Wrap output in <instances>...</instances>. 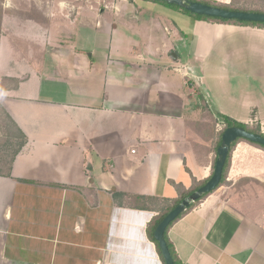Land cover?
<instances>
[{"label":"crops","instance_id":"0c3cea01","mask_svg":"<svg viewBox=\"0 0 264 264\" xmlns=\"http://www.w3.org/2000/svg\"><path fill=\"white\" fill-rule=\"evenodd\" d=\"M107 4H0V114L20 141L0 170V264H163L147 234L158 213L124 199L172 200L170 181L208 180L222 117L264 123L257 100L243 103L253 117H234L210 82L264 81V29L197 19L189 42L172 22L170 72L165 21L140 20L153 2ZM119 29L139 43L113 46ZM251 153L264 150L237 156ZM234 180L229 195L224 184L169 229L183 264H264V180Z\"/></svg>","mask_w":264,"mask_h":264},{"label":"rangeland","instance_id":"374dc122","mask_svg":"<svg viewBox=\"0 0 264 264\" xmlns=\"http://www.w3.org/2000/svg\"><path fill=\"white\" fill-rule=\"evenodd\" d=\"M108 1V0H107ZM107 1L105 3L104 0H89L90 5H95L96 7L99 8H105L107 4ZM207 1H212L217 4H224L222 2H216L213 0H207ZM219 1H230V6L236 7V8H243V9H257V10H264V0H219ZM226 5V4H225ZM149 17H157L160 18V22L165 21V53L167 54V58L169 59V68L168 70L170 72H174L176 69L179 68V64H175L170 58L171 53H178V47L175 44L176 39L179 37L177 35V30L173 26L172 22H174L181 30L185 32V34L188 36L189 42L193 40V38L196 37L197 34H199V28L196 27L195 21L197 20L194 17H191L187 14H184L178 10L171 9L165 5H162L157 2H153L152 6L149 8H146L145 11L140 15V20L141 22L145 21L146 19H150ZM171 21V22H170ZM147 24L144 23V26H147ZM95 35L91 36V33L89 35H83V40L79 41V44H85L87 39L90 38V44L92 38H94ZM181 36V35H180ZM172 40L174 42H172ZM127 44H126V43ZM99 43L102 45L105 44L103 40H99ZM139 43V39L137 36H132L129 34V32L124 29H119L116 30L113 36V46L118 47L120 45V50L123 47H128L130 48V45H134ZM188 47L187 44H185L183 47L181 46L180 49V58L183 59V50ZM131 49V48H130ZM127 54V53H126ZM166 68V66H165ZM231 70V68L228 70V72ZM237 74V73H236ZM241 73H238V76ZM214 87V92L216 94V98L219 99L220 101H223L224 107L228 112L233 114L234 117L239 116L240 118H247V117H253L251 114V109H249V106H243V103L248 102V101H254L257 100V103L260 104L262 107V118L264 119V81L263 79L259 78L257 79H232L229 82L224 81L222 83L216 82L214 80L210 81ZM0 114V150L3 151L6 155H2L0 151V170L5 169V163L9 162L11 159V149L12 151L15 149V145H19L20 141H12L9 137L12 132H14L13 127L11 124L6 121V119H1ZM197 114L194 115L196 117ZM208 116L205 117L203 125H207L208 129L210 130L215 126L213 124L214 120H210ZM222 120V119H221ZM244 125V124H243ZM219 126L216 128L220 129V132L224 130V124L223 121H219ZM250 128L259 131L260 133L264 134V123H255L253 122L249 126ZM209 130V131H210ZM218 139V138H217ZM249 147H254L248 143L241 142L236 145V147L232 151V156H231V165L227 174L226 182L225 185L229 186L230 189L227 192V195H229L231 189L230 183H228V179H242L244 177H249L253 179L252 181L257 182L259 180H264V154L261 153L260 155L258 154H253L251 153L250 155L246 156L245 159L239 160L237 154L240 153L242 148H249ZM14 148V149H13ZM239 151V152H238ZM235 162V164H233ZM238 173V175L236 174ZM237 175L236 177H234ZM252 187H254V183L251 184ZM195 186V183H193L189 188H192ZM242 184H238L234 187V192L235 195H238L237 193H242ZM126 201V205H130V203L133 204V200L131 199H124ZM172 202L168 201H160V202H154L153 206L157 209H164L168 206H170ZM198 205V204H197Z\"/></svg>","mask_w":264,"mask_h":264},{"label":"water","instance_id":"95a60500","mask_svg":"<svg viewBox=\"0 0 264 264\" xmlns=\"http://www.w3.org/2000/svg\"><path fill=\"white\" fill-rule=\"evenodd\" d=\"M158 1L177 6L194 15H200L227 21H240L264 24V13L230 11L189 0ZM172 58L176 60V55L173 54ZM240 139L264 147V136L261 134L249 132L242 127H230L226 129L221 136V143L217 149V159L215 162L212 176L202 187L193 192L191 195L185 197L178 205H176L174 209L171 210L157 226L154 232V239L159 246V250L164 264H176L165 238L167 229L182 214H184L188 209H190L195 203L200 201L204 196L216 191V189L222 182L224 168L226 166L232 145Z\"/></svg>","mask_w":264,"mask_h":264},{"label":"trees","instance_id":"16d2710c","mask_svg":"<svg viewBox=\"0 0 264 264\" xmlns=\"http://www.w3.org/2000/svg\"><path fill=\"white\" fill-rule=\"evenodd\" d=\"M146 1H152V2H157V3H160L162 5H165L171 9H174V10H178L184 14H187L191 17H194L198 20H203V21H217V22H222V23H231V24H239V25H246V26H252V27H257V28H261V29H264V24L262 23H248V22H240V21H227V20H221V19H216V18H209V17H205V16H200V15H194L182 8H179L177 6H174V5H170L168 3H165V2H162V1H158V0H146ZM189 1H194V2H199V3H202V4H206V5H210V6H215V7H219V8H222V9H226V10H230V11H241V12H254V13H264V10H257V9H254V10H251V9H243V8H236V7H232L230 5H225V4H217V3H214L212 1H207V0H189ZM3 2V0H0V4ZM223 119V124H224V130L222 132H220L218 134V140H217V145H216V152H217V149L221 143V136L223 134V132L230 128V127H242L244 129H246L247 131L249 132H252V133H256V134H261L264 136L263 133H260L259 131H256L250 127H248L247 125H243L241 123H238L228 117H222ZM241 142H245V143H248L252 146H255V147H258L262 150H264V147H261L259 145H256V144H252L246 140H243V139H240L238 140L236 143H234L232 145V148H231V151H230V154L228 156V160H227V163H226V166L224 168V173H223V179H222V182L221 184L219 185V187L216 189L218 190L221 186H223L226 182V178H227V174H228V171H229V168H230V165H231V156H232V151L233 149L236 147L237 144L241 143ZM217 154V153H216ZM217 159V157H216ZM216 159L214 161V164H213V170H214V166H215V162H216ZM213 174V172H212ZM209 180V179H208ZM208 180L206 181H202V182H197L195 179H193V183H195V186H193L192 188H185L183 185L181 184H178L176 185L174 182L170 181V185H172L175 190H176V193H177V197L175 199H168V198H165V199H159V198H154V197H143V196H134L132 197V200L134 201L133 202V206L134 208L136 209H140V210H151L153 209L152 211H156L158 213V215L156 217H154L152 219V221L149 223L148 225V228H147V234H148V237L151 239V241L156 245V248H157V251L159 253V256L161 257V260L164 264V261L162 259V256H161V253H160V250H159V246L157 244V242L155 241L154 239V232L157 228V226L159 225V223L164 219V217L171 211L174 209V207L176 205H178L185 197L191 195L193 192H195L196 190H198L200 187H202ZM215 192V191H214ZM212 193L204 196L201 200L207 198L209 195H211ZM200 200V201H201ZM160 201H170L172 202V204L164 209H157L153 206V203L154 202H160ZM198 201L197 203H195L190 209H188L184 214H182L173 224H175L178 220H180L183 216H185L187 213H189L190 211L193 210V208L200 202ZM173 224H171V226L167 229V232H166V235H165V238H166V241L169 245V248H170V251H171V254L175 260V263L176 264H183L180 259L178 258L177 254H176V251L172 245V243L170 242L169 238H168V231L169 229L173 226Z\"/></svg>","mask_w":264,"mask_h":264}]
</instances>
